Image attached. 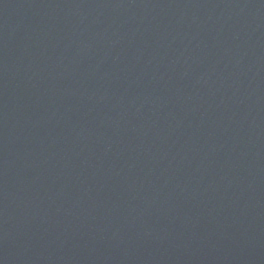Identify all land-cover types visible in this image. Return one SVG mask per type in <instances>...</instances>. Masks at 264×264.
Instances as JSON below:
<instances>
[{"label":"water","instance_id":"1","mask_svg":"<svg viewBox=\"0 0 264 264\" xmlns=\"http://www.w3.org/2000/svg\"><path fill=\"white\" fill-rule=\"evenodd\" d=\"M0 264H264V0H0Z\"/></svg>","mask_w":264,"mask_h":264}]
</instances>
